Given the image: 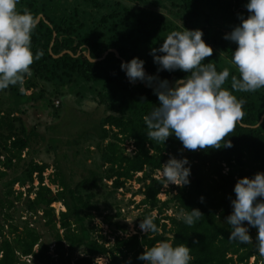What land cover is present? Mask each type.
I'll return each mask as SVG.
<instances>
[{
    "label": "trees",
    "instance_id": "16d2710c",
    "mask_svg": "<svg viewBox=\"0 0 264 264\" xmlns=\"http://www.w3.org/2000/svg\"><path fill=\"white\" fill-rule=\"evenodd\" d=\"M173 1L172 6L186 20L202 17L207 25L218 21L227 31L239 25V16H248V0ZM151 7L154 5L147 0H19V12L27 8L35 19L40 16L31 34V51L34 56L38 50L42 55L30 66L32 76L26 77L23 88L16 85L0 90L8 94L6 107H0V264H92L96 257L105 258L107 264H145L137 258L144 249L170 236L175 238L169 241L173 246L183 243L191 249L190 264H248L250 259L251 264H264L255 243L257 229L249 227L253 243L240 244L228 239L232 229L225 222L233 210L231 200L235 199L237 180L264 173V88L255 92L232 90L231 77L239 79L238 72L219 54L231 62L236 44L223 43L216 33L202 29L203 41L213 49V55L204 63L213 62L217 72L228 67L230 75L222 87L245 101L244 117L228 137L233 146L189 151L174 135L164 144L148 140L143 118L158 106L153 91L157 82L151 86L141 81L131 83L121 63L139 58L144 61L146 75L167 80L170 86L187 75L180 70L158 71L160 66L154 63L150 51L159 48L172 31L180 30ZM86 54L97 61L89 62ZM38 85L44 86L40 90L43 95L36 96L39 100L45 96L61 100L66 98L65 90L99 86L91 100L103 109L102 117L88 130L78 131L72 141L63 142L68 151L78 144L76 139L89 135L94 139L92 151L97 162L85 166L84 161H74L76 151H69L71 159L67 151H61L55 155L52 172L44 177L48 166L26 158L37 134L14 115L18 110L10 97L16 96L19 103L34 100L33 93L26 96L23 92L33 91ZM57 141L50 139L49 143ZM127 145L132 148L130 152H126ZM84 153L90 151L85 149ZM169 155L189 161L186 167H190V183L183 187L170 185L160 201L157 196L164 183L155 175ZM76 164L82 166L79 173L73 169ZM131 182L138 185L136 194L141 197L136 208L143 207V219L154 216L160 232L128 235L126 226L116 222L118 209L110 215L96 199L101 189L126 190ZM19 201L29 215L20 222V228L13 225L9 213ZM54 203L62 207L57 215L51 208ZM184 208L198 209L203 216L188 226L179 216ZM31 218L33 223L38 218L52 231L51 254L49 246L40 242ZM95 219L110 230L108 236L101 235V229L93 223ZM76 250H80V256L70 261L69 254Z\"/></svg>",
    "mask_w": 264,
    "mask_h": 264
},
{
    "label": "clouds",
    "instance_id": "9594fccd",
    "mask_svg": "<svg viewBox=\"0 0 264 264\" xmlns=\"http://www.w3.org/2000/svg\"><path fill=\"white\" fill-rule=\"evenodd\" d=\"M18 3L19 0H0V90L16 85L23 88L26 77L32 76L30 66L42 55L39 50L35 56L31 51L36 19L27 8L19 12ZM245 7L248 16H239V25L223 38L236 44L231 64L236 67L239 79L232 75V90L255 92L264 88V0H248ZM202 36L199 29L172 31L159 48L150 51L154 63L160 66L158 71L180 70L187 74L175 80L172 86L167 80L146 75L144 61L139 58L121 63L120 68L131 83L141 81L151 86L153 81L157 82L153 91L158 106L143 118L148 140L164 144L174 135L189 151L233 146L228 137L244 117L242 106L245 101L238 100L222 87L230 75L228 67L217 72L213 62L204 63L213 55V49ZM157 52L162 55H156ZM186 165H189L186 158L169 155L159 170L164 185H188L191 172ZM233 191V210L225 221L232 229L228 239L240 244L253 243L249 227L256 228L257 251L264 256V173L258 172L251 179H238ZM200 199L203 202V197ZM179 216L185 224L192 226L203 214L198 209L184 208ZM139 228L147 235L161 231L154 223V216L141 220ZM173 239L170 236L159 241L144 249L137 258L145 264H190L191 249L183 243L173 246L169 242Z\"/></svg>",
    "mask_w": 264,
    "mask_h": 264
},
{
    "label": "rangeland",
    "instance_id": "374dc122",
    "mask_svg": "<svg viewBox=\"0 0 264 264\" xmlns=\"http://www.w3.org/2000/svg\"><path fill=\"white\" fill-rule=\"evenodd\" d=\"M147 1L148 3H152L154 5V7H151L153 11L159 13L166 21L171 22L180 31H182L183 28L187 30L199 29L201 31L204 29L209 33H216L223 43L230 42L225 40L223 37L231 31L220 28L218 21H212L210 25H207L202 17H199L196 21H188L177 11L175 7L172 6L171 3L174 2L173 0ZM80 8L86 12L90 11V9L86 7L80 6ZM219 57L237 71L236 67L233 66L224 56L219 54ZM41 88H44V86L38 85L33 91L23 92L26 96L33 93L34 100L19 103L18 99L15 98L16 96H11L10 102H13L15 104V109L18 110L14 113V115H17L21 119L26 129H32L37 134V137L29 144L26 158L32 160L33 162L47 165L48 169L43 174L44 177H47V175L52 172V163L55 159L56 153L67 151L63 142L75 139L78 131L88 130L93 121L96 122L100 117H102L103 109L101 107H96L91 100L94 97L95 92L99 89V86L97 85L83 86L71 89L70 91L65 90L66 98L61 100L55 99L52 96H45V100H39L36 96H38V94L43 95V93H40ZM19 91H22V89L20 88ZM75 93L79 96H75ZM7 99L8 94L0 93L1 108L6 107L5 104ZM50 139H57L58 141L56 144H51L49 143ZM76 140L78 144L76 146L71 145L66 152L68 159H71L70 152L76 151L77 156L74 158V161H79V163L84 161L85 166L89 165L90 161L97 162V155L92 151L94 139L87 135L84 138ZM85 149H88L90 153L85 154ZM125 149H129V146L127 145ZM81 168L82 166L80 164H76L73 169L76 173H79ZM155 176L160 179V172ZM43 183L46 184V180ZM108 185L109 184H107V186ZM170 185L172 184H169L167 187L164 185L161 193L157 196L160 201L165 199L166 194L164 192L168 190ZM33 186H36L35 181L33 182ZM49 188L52 191L54 189L53 187ZM24 189L25 187L20 191L23 192ZM125 189L126 190H118L117 192H112L107 188L101 189L98 193H96V199L107 207V213L110 215L118 209L120 216L116 222L120 225L126 226L127 233L131 234L132 232L135 233L137 231L143 233L139 228V223L143 220L142 215L144 209L143 207L136 208V204L141 199V197L136 194L138 185L131 182L125 186ZM13 190H18L16 185L13 186ZM1 192L2 190H0V195ZM30 197H32V195ZM13 205V208L9 211L13 219L12 223L20 228V222L24 219L27 220L29 215L25 213V209L21 201L14 202ZM51 208H53L55 215L62 211V207L58 203L52 204ZM166 215H169V212H167ZM37 219L36 222L33 223V219L31 218L30 222L35 230L40 234V242L43 245L49 246V253L51 254L53 233L51 230L43 227L42 222L40 220L37 221ZM93 223L101 229V235L108 236L110 230L100 224L99 219H95ZM109 239H111L110 236ZM79 256L80 250L73 251L69 254L70 261H73ZM251 262L252 259L248 261V264H251Z\"/></svg>",
    "mask_w": 264,
    "mask_h": 264
},
{
    "label": "built area",
    "instance_id": "2783aa9c",
    "mask_svg": "<svg viewBox=\"0 0 264 264\" xmlns=\"http://www.w3.org/2000/svg\"><path fill=\"white\" fill-rule=\"evenodd\" d=\"M132 150L131 146L129 145V149H126V152H130ZM157 178V177H156ZM135 234L134 232H132L131 234L128 233V235H133ZM98 258H102V259H98ZM98 259V260H97ZM27 261V260H26ZM92 264H107V260L103 257H96L94 258Z\"/></svg>",
    "mask_w": 264,
    "mask_h": 264
},
{
    "label": "water",
    "instance_id": "95a60500",
    "mask_svg": "<svg viewBox=\"0 0 264 264\" xmlns=\"http://www.w3.org/2000/svg\"><path fill=\"white\" fill-rule=\"evenodd\" d=\"M39 18H40V16H38V17L36 18V23H37V21H38ZM107 52H112V53H114V55H115V52L112 51V50H109V51H107ZM107 52H105V53L102 55V57L105 56ZM62 54H63V53H61V54L58 55V56H61ZM85 57H86V59H87L89 62H95V61H97V60H90V59L88 58L87 54L85 55ZM54 58H56V57H54ZM98 60H100V59H98ZM124 74H125V71H124ZM125 75H126V74H125ZM126 79L128 80L127 76H126ZM128 81H129V80H128ZM137 83H138V81L135 82V84H137Z\"/></svg>",
    "mask_w": 264,
    "mask_h": 264
}]
</instances>
